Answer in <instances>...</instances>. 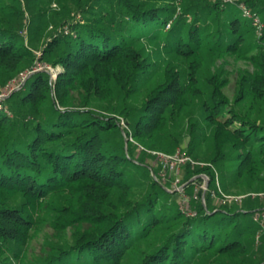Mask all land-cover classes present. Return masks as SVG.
<instances>
[{
    "label": "trees",
    "instance_id": "obj_1",
    "mask_svg": "<svg viewBox=\"0 0 264 264\" xmlns=\"http://www.w3.org/2000/svg\"><path fill=\"white\" fill-rule=\"evenodd\" d=\"M46 1L53 0H0V88L30 73L0 101V264L22 262L42 224L58 235L69 231L71 242L50 245L39 264H264V235L256 243L253 222L264 192L219 206L211 199L213 169L227 146L238 152L239 179L260 180L264 169V33L255 38L240 3L54 0L60 10L51 12ZM245 2L264 24V0ZM42 26L51 30L37 56ZM145 43L188 66L168 64L153 76ZM228 57L254 69L237 75L233 100L224 92ZM209 60L223 66L207 73ZM37 63L61 71L52 80L31 72ZM189 94L214 138L202 166L184 165V205L146 159L180 147L168 129ZM246 103L250 111L237 109ZM197 129L191 123L189 135ZM188 148L191 158L192 140ZM202 177L205 204L203 190L194 189Z\"/></svg>",
    "mask_w": 264,
    "mask_h": 264
},
{
    "label": "rangeland",
    "instance_id": "obj_2",
    "mask_svg": "<svg viewBox=\"0 0 264 264\" xmlns=\"http://www.w3.org/2000/svg\"><path fill=\"white\" fill-rule=\"evenodd\" d=\"M44 7L45 9H50L51 12L60 10L59 6L54 0L51 2L46 1ZM49 14L50 13H48V15ZM259 18L262 22L263 17L261 14L259 15ZM42 27L45 28V26ZM49 30H51V26H49L47 29L45 28L44 30H42V34H41L42 36L39 37V39L38 38L34 39L33 41V48L35 49V53L37 54V56L41 55L43 39L44 36L47 35ZM24 32H25L24 33L25 40H29V38L31 37L30 32L26 30ZM253 33L255 38L258 40L263 36L264 28L261 35H258L256 33V29H254ZM143 55L148 59L149 62H154L156 64L155 71L153 74V76L155 77L161 75L163 69L168 64L180 66L184 68L188 66L187 61L172 60L171 56L168 55L161 46H156L154 43H145ZM222 63H223L222 60H213V61L209 60L203 66L206 72L209 73L212 72L214 68H220V66H223ZM224 66L227 72L226 75H228V80H229L228 87L224 90V92L231 100H233L238 85L237 75L242 74L244 71L253 72L254 69L251 66V64L248 63L247 61L239 60L236 59L235 57H228L226 63H224ZM40 71L48 73L51 79L53 80L54 78H56L57 73L61 71V68L52 67L51 65L46 63H37L31 72H40ZM29 74L30 73H28L27 71L23 73H19L15 80H12L7 86L0 88L1 89L0 93L8 92V91L12 92L13 90L20 89V86L26 81ZM143 93L144 92L142 90L133 97L132 99L133 105H138ZM189 95L190 97L186 96V98L183 100L184 103L183 110L180 112L179 116L177 115V118H173L171 120L168 129L171 135L177 138V140L180 143V147L177 148V150L175 151L173 156L171 155V157L163 156V158H161L160 155L151 152L153 158L148 157L146 159V164L152 167L150 169V173L154 175V171H155L160 183L164 184L171 192L177 193V195L179 196L178 201L181 202L182 204H184L182 202V199L188 198V196L185 193H183L184 186L182 185L185 164L178 166L176 170H171L166 167H163L161 162L164 163V161H166L167 162L166 164H170V163H175L177 156L184 158L187 157V152L189 151L188 145L191 143L192 140V143L194 144V149L192 151V156H190L191 158L189 157L188 158L193 163H198L202 166L204 163H201L200 159H202L201 161H205V158H207V154L211 151L210 144H212V139L214 138L212 137L211 129L207 128L204 124L199 101L194 98L193 94H189ZM97 107L98 104L94 103L93 108L95 109ZM249 108L250 105L247 103L244 105L237 106V109L239 111H242L243 113L250 111ZM254 109L252 110L253 113H254ZM117 118L119 120L120 127L125 128L126 127L125 121L121 117H117ZM194 122H197L198 129L191 136L189 135V129L191 123ZM191 137L194 138L192 139ZM138 150L141 151L142 150L141 147H139ZM237 153L236 151L233 150L231 146H227L224 150V154H225L224 161L218 163L216 165V168L213 169L215 174V187L213 188V194L211 196L213 206H219L220 204H222V199L224 197H225L224 199L228 197L230 198L239 197L241 200L242 198H246L248 196L254 197L255 193H258L259 195V193L264 192L263 168L261 171L258 170L260 173L259 175L260 180L248 181L245 178L244 179L238 178V173H237L238 159L235 158ZM137 155H139V153H136V156ZM202 178L203 181L200 182L199 185L195 186L194 188L195 192L198 191L199 189H202V187L205 188V191L208 189V185H209L208 180L204 179V177ZM176 180H178L177 183ZM138 188L139 186H136V189ZM205 191L203 192L205 193ZM259 196H264V193L260 194ZM21 202L22 199L20 196H17L11 201V203L16 206L19 205ZM184 205H182L181 208H183ZM43 217L47 218V220L49 221L52 219L50 215ZM70 242H71V234L69 231H66L58 235L55 231L52 230L49 224H42L34 233L33 239L26 245L25 249L21 251L22 262L17 263L15 259H12L10 257L11 264H39L40 261L45 258L47 253H49L50 245H54V243H56L65 247Z\"/></svg>",
    "mask_w": 264,
    "mask_h": 264
},
{
    "label": "built area",
    "instance_id": "obj_3",
    "mask_svg": "<svg viewBox=\"0 0 264 264\" xmlns=\"http://www.w3.org/2000/svg\"><path fill=\"white\" fill-rule=\"evenodd\" d=\"M224 1L225 2H229V3H235V2L238 3L239 2L240 3V14H241V17L243 19L249 21L251 26L254 29H256V33L258 35H261V33L263 31V28H264V24L261 22V20L259 18V14L255 10H253L250 6H248L246 4V2L243 1V0H224ZM10 92L11 91L0 93V101L2 99H4L8 95V93H10ZM153 153L160 155L161 158H163V156L171 157V156H168V155H164L162 153H156V152H153ZM186 162H190L191 164H196V163H193L188 157L184 158V157H178V156H177V159H176L175 163L166 164L167 162L164 161V163L161 162V164L163 165V167H166V168L171 169V170H176V168L178 166L184 165V164H186ZM204 179H206V178L204 177ZM177 182H178V180H176V183ZM202 190L205 191V188L202 187ZM212 194H213V191L211 192V196H212ZM203 195H204V192H203ZM203 195L201 197V202L203 204H205V200H204V196ZM196 198L197 197H194V199H196ZM224 198L222 199V204L223 205L224 204H229V203L234 202V201H240L239 197H231V198L228 197L226 199H224ZM187 201H188V198L182 199L183 203H186ZM253 222H255L256 224L259 225V231H258V233L256 235V243H258L259 239H260V236L264 235V209L259 211V212H257L253 216Z\"/></svg>",
    "mask_w": 264,
    "mask_h": 264
}]
</instances>
